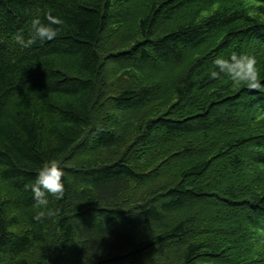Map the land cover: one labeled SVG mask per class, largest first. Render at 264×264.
Wrapping results in <instances>:
<instances>
[{
  "label": "trees",
  "instance_id": "obj_1",
  "mask_svg": "<svg viewBox=\"0 0 264 264\" xmlns=\"http://www.w3.org/2000/svg\"><path fill=\"white\" fill-rule=\"evenodd\" d=\"M232 52L264 71V0H0V264H264V90L211 78Z\"/></svg>",
  "mask_w": 264,
  "mask_h": 264
},
{
  "label": "clouds",
  "instance_id": "obj_2",
  "mask_svg": "<svg viewBox=\"0 0 264 264\" xmlns=\"http://www.w3.org/2000/svg\"><path fill=\"white\" fill-rule=\"evenodd\" d=\"M62 20L50 12L44 13V18L36 17L31 21V29L27 37L16 35L15 42L19 47L28 49L37 44L52 41L60 34ZM215 70L211 71V78L225 76L230 79L234 87L243 86L247 90H264V71L258 67L254 56L232 52L230 56H217L213 60ZM66 173L57 160L46 162L38 171L36 179L26 186L32 193L36 213L34 219L42 221L53 215L49 197L63 199L65 193Z\"/></svg>",
  "mask_w": 264,
  "mask_h": 264
}]
</instances>
